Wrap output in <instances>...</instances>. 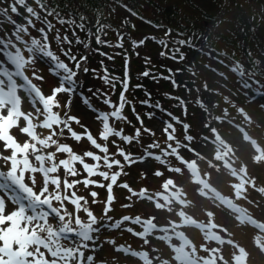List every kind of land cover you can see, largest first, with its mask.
<instances>
[{
    "label": "rangeland",
    "instance_id": "374dc122",
    "mask_svg": "<svg viewBox=\"0 0 264 264\" xmlns=\"http://www.w3.org/2000/svg\"><path fill=\"white\" fill-rule=\"evenodd\" d=\"M197 1L201 3L203 0ZM3 2L4 0H0V6ZM255 10L257 11L258 7H255ZM255 20L264 29V20L260 17H256ZM39 35L36 33V37L39 38ZM87 53L90 51L88 50ZM34 68L37 75L43 76L44 79L43 81L33 80V83L38 84L46 95L50 94L51 89L59 85V81L46 78L47 71L42 66L35 65ZM28 72L31 78L32 69L30 68ZM81 76L82 72L79 73L80 78ZM123 77H125L124 72ZM104 85L106 84H100V91ZM111 92L113 94L114 89ZM21 96L22 110L32 111L35 114L31 105L23 98V93ZM76 97V94L71 97L69 109L65 107L69 96L63 93L58 96L61 105L58 109L60 114L63 116L67 111L70 115L78 117L80 124L74 123L73 130L82 134L86 128L98 143L108 147L107 155L112 160H119L123 165L122 168L113 165L111 169H108L103 166V160L100 161L99 171H107L109 176L113 173H120L116 184L112 185L110 206L108 205L110 179L105 180L96 175L91 179L97 184L104 185L103 187H98L97 184H89L85 187L83 183H78L69 190V195L71 191H75L77 196L87 200L88 210L97 219L94 227H101L105 221L115 224L122 220L119 228H105L99 233H94L99 237L98 250L92 252L90 244L89 249L83 250L87 251L84 252L85 258L90 254L93 255L92 264H191L190 260L199 261L202 264H264L262 245H260L264 244V235L255 231L251 223H245L244 220L237 219L239 218L237 215L225 210L224 203L219 197L220 193L224 192L225 196L231 200V205H229L231 209L236 211L239 207L242 208L247 211L248 215L259 219L260 223L257 227L263 226L264 124H262V133L257 134L247 126L246 122L242 123L237 118L229 119V123L226 122L228 125V129L224 128L226 130L213 127L219 120L203 121L200 124L201 128L198 131L214 132V137L223 140V143L228 142L230 150L239 153L241 162L238 161L237 155L236 158L233 157L230 167H224L220 158L223 156L222 150L215 148L214 141H212L213 145L206 147V150L194 149L202 151L203 159L200 155L193 154L190 148L184 147L182 141L178 145L164 142V148L158 147V144H150V136L167 138L165 134L170 135L173 132V129H167L172 126L166 120L168 117H165L166 119L155 117L154 121L150 120L151 122L146 126L138 128L140 131L138 138L136 132L122 133L124 136L134 137L131 143H126L116 136H110L105 141L100 136L103 131L102 122L83 103H79ZM97 105L100 104L97 103ZM242 111H245L250 118L252 117V120L264 117V114L257 115V112L246 107ZM261 119L264 122V118ZM112 122L115 124L117 121L112 120ZM239 122L250 130L248 137L251 138H246L237 130L236 126L240 124ZM21 126H23V121H21ZM118 129L122 131L121 128ZM37 131L41 138L49 134L47 129H37ZM12 134L21 143L28 139L18 129H13ZM192 135L184 131V137L187 138L183 140L191 139ZM196 139L200 143L207 140L202 136H197ZM59 142L71 146L73 151L81 156L85 151H93L102 157L105 155L95 149L86 137L79 142L75 141L67 130L63 137H59ZM220 144L223 145L222 142ZM118 149H122L125 155L131 157V160L125 161L124 156L118 154ZM52 150L47 149L46 151ZM149 151L153 152L147 156ZM65 157L64 153L56 154L57 162ZM244 160L247 163H242ZM85 162L96 163L89 157H85ZM75 167L80 174L75 177L69 176V181H82L87 178L82 165L77 163ZM244 167H247L249 177L245 174ZM56 175L61 177V191L63 192V168ZM244 176L246 180H243ZM91 192H96L97 195L92 197ZM81 203L83 204V200ZM53 206L59 207V204L54 201ZM64 207L68 213L72 214L73 224L77 215L81 221L88 222L89 217L85 211L81 210L77 213L75 206L68 201L64 202ZM106 208L110 209L107 213ZM239 215L243 216L240 212ZM243 218L247 220L246 217L243 216ZM108 241H114V243H108ZM186 255L192 259L187 260Z\"/></svg>",
    "mask_w": 264,
    "mask_h": 264
},
{
    "label": "snow or ice",
    "instance_id": "6c2138e0",
    "mask_svg": "<svg viewBox=\"0 0 264 264\" xmlns=\"http://www.w3.org/2000/svg\"><path fill=\"white\" fill-rule=\"evenodd\" d=\"M35 4L40 11L44 12L43 16L40 11L29 5L27 0H15V3L8 7L0 8V14L4 15L7 22L12 25L11 34L0 28V31H3V35H0V146H2L0 149V264H92L94 256L90 254L85 258L83 250L89 249L90 244L92 252L98 250L99 237L93 234L105 228H119L122 220L115 224L105 221L101 227H94L97 219L88 210L87 200L77 196L75 191H71L70 195L68 193L78 183H83L85 187L89 184H97L91 177L99 175L105 180H111L108 185V205L110 206L112 185L116 184L120 173H113L109 176L107 171H99L100 161L103 160V166L108 169H111L113 165L122 168L123 165L119 160H112L107 155L108 147L98 143L86 128L82 134L73 130L74 123L80 124L78 117L70 115L67 111L61 116L58 111L61 107L58 96L62 93L69 96L65 107L70 109L71 97L77 94L79 87L77 77L80 72L87 73L89 69L81 67L82 63L87 60V56L82 55L78 59L72 53V41L67 35L61 37L58 30L54 39L61 54L69 63L74 64L75 70L52 50L48 33L55 26L48 17L55 16L58 23L75 25L81 30L84 29V24L81 22L76 25L74 20L61 18L58 12L47 6L45 0H35ZM18 6L22 7L26 13L23 16L25 22L22 24L16 23L9 15V11L19 14ZM122 7L131 15H137L127 5H122ZM34 21H38L42 26L37 27ZM106 27L108 26L98 23L96 33L89 32V37L95 35L98 45L122 48L124 36L119 32H117L116 44L101 39V34L107 35ZM29 29H35L40 34L39 38L32 36ZM73 35L75 36L74 30ZM75 42L83 44L85 49L92 51L89 43L82 41L79 37H76ZM142 43L143 41H133L134 46ZM179 43L183 45L185 42L181 40ZM65 44L69 46L66 50ZM177 51L179 49L173 50L174 53ZM100 54L107 56L106 53ZM42 57L49 60V73L59 81V85L52 88L51 93L47 95L38 84L33 83V80L43 81L44 79L43 76L37 75L34 68L36 61ZM107 58L112 59L111 56ZM30 68L32 69L31 78L26 74ZM230 70L236 73L234 67ZM92 71L95 72L94 69ZM142 75L148 76L149 72L145 71ZM99 78L112 89H115L116 81L119 80V77L110 76L106 68L104 75ZM127 79V73H125V79L119 81L123 90L118 105L112 102L107 92L100 93L97 90L94 93V95L104 96L102 103L112 109L110 112L93 108L81 93L84 103L88 104L89 108L96 113V118L102 122L103 131L100 136L105 141L110 136H116L126 143L132 142L133 137L124 136L122 131L115 130L109 123L110 120L123 121L126 119L122 111L127 103L124 95L128 90ZM173 84L175 85V81ZM21 93L35 114L32 111L22 110ZM142 103L152 107L148 101H142ZM156 107L159 105L157 104ZM21 121H23V126H21ZM13 129H18L28 139L23 143L19 142L12 134ZM37 129H47L49 134L41 138ZM65 130L77 142L86 137L95 149L105 155L102 157L93 151H85L83 156L78 155L71 146L59 142V137L64 136ZM139 136L140 131L137 129L136 137ZM47 149L53 150L46 151ZM57 153H64L66 157L57 162ZM118 154L124 156L125 161L131 160V157L125 155L122 149H118ZM85 157L91 158L96 163H86ZM77 163L82 165L87 178L82 181H69V176L75 177L80 174L75 167ZM61 168L64 170L63 192L61 191V177L56 175ZM38 177L39 187L37 188ZM97 186L103 187L104 185L97 184ZM90 194L92 197L97 195L96 192ZM54 201L59 204V207L53 206ZM65 201L73 204L77 213L81 210L85 211L89 217L88 222L81 221L77 215L73 224L72 214L68 213L64 207ZM108 210L110 209L106 208V213ZM108 243H114V241H108Z\"/></svg>",
    "mask_w": 264,
    "mask_h": 264
},
{
    "label": "trees",
    "instance_id": "16d2710c",
    "mask_svg": "<svg viewBox=\"0 0 264 264\" xmlns=\"http://www.w3.org/2000/svg\"><path fill=\"white\" fill-rule=\"evenodd\" d=\"M45 2L61 18L74 20L76 25L84 24L81 30L75 25L60 24L55 16H49V21L55 26L48 33L49 42L52 50L66 63L69 61L61 54L54 39L57 30L61 37L67 35L72 41V53L78 59L85 55L86 49L83 44H76V37L91 42L92 51L85 64L89 71L83 73L82 85L96 104L108 108L102 103L103 95H94L99 90L100 93L107 92L112 102L118 105V93L122 87L119 81L124 80L123 72L129 67L130 88L123 110L126 119L118 122V125H124L125 133L136 132L155 117H168L174 123L177 137L188 125H193L192 133L199 136L209 132L198 131L203 121L209 122L216 116L229 118L230 115H237L241 118L240 109L246 102L239 76L229 70L232 65H236L244 77H255L258 85L264 87V29L255 20L256 17L264 20V0H203L202 4L197 0ZM13 3L15 0H4L0 8ZM27 3L40 11L35 0H27ZM122 5H127L137 15H131ZM255 7H258L257 11ZM40 14L43 16L44 12L40 11ZM9 15L16 23L25 22L23 16L26 13L22 7H19V14L9 11ZM3 23L11 25L5 16ZM34 23L37 27L42 26L38 21ZM98 23L108 26L105 28L107 35L101 34V39L116 44L119 32L124 36L123 47L98 45L95 35L91 40L88 33L92 31L95 34ZM29 31L36 37L38 32L35 29ZM181 40L185 42L183 45L179 43ZM133 41L143 43L134 46ZM68 47L64 45L65 50ZM174 49L179 51L174 53ZM100 53H106L112 59ZM173 57H178L179 61L175 62ZM49 63L47 58L42 57L34 66L46 69V78L57 79L49 73ZM69 66L75 70L74 64L69 63ZM105 68L110 76L119 77L113 94L110 85H104L100 91V84L104 82L99 77L104 75ZM145 71L149 72L148 76L142 75ZM142 101H148L152 107ZM79 103H82L80 99ZM157 104L159 107H156ZM166 110H170L172 116L167 115ZM186 143H190L192 149L203 148L197 140H187Z\"/></svg>",
    "mask_w": 264,
    "mask_h": 264
}]
</instances>
